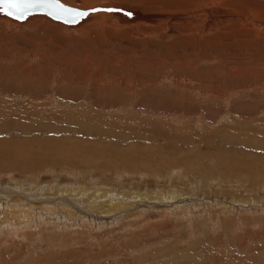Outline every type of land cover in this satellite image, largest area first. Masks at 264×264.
<instances>
[{"label":"rangeland","instance_id":"obj_1","mask_svg":"<svg viewBox=\"0 0 264 264\" xmlns=\"http://www.w3.org/2000/svg\"><path fill=\"white\" fill-rule=\"evenodd\" d=\"M61 1L78 6L79 0ZM80 1L82 8L122 6L126 16L130 12L158 15L155 20L161 26L167 22V14L176 12L168 4L173 0ZM218 1L228 0H212L214 4ZM186 2L195 5L194 0ZM46 16H35L44 19L39 25L23 28L15 23L27 24L32 18L25 23L0 16V147L9 150L6 155L0 154V178L28 175L27 180L46 177L48 181L67 176L73 178L70 184L75 193L63 195L71 194L70 199L75 200V196L78 201L84 199L83 190L97 196L105 189L112 198L106 197L104 203L123 201L121 208L110 213L113 220L118 218L117 212L127 208L133 211L137 204H149L165 193L173 194L175 200L180 197L169 201L170 212L167 210L165 215L143 211L135 216L133 212V219L128 217L114 225L112 221L103 222L98 228L66 221L69 224L63 225L62 235L54 237L43 230L51 226L50 222L56 224V220L40 216L29 224L31 229L20 228V234H0V264H264V212L241 209L238 214L232 212L235 209L230 204L237 199L233 204L239 205L242 197L245 202L240 207L264 204V160L259 158L264 156V43L238 41L236 37L214 42L210 38V44L189 43L191 47L187 46L185 54V46L176 43L177 36H167L166 32L165 38H157L149 21L121 26L118 17L99 12L85 18L83 24H70L73 28ZM224 21L218 29L231 22ZM251 55L261 57V63L253 56L249 62ZM257 61L262 65L261 72L254 70ZM82 138L100 139L106 145L111 142L107 150L114 163L105 165L102 158L91 161L84 147L85 156L77 160V166L72 164L74 151H61L60 147ZM43 139H52L56 150L53 145L41 147L37 143L36 149L34 145L25 149L14 146V142ZM6 140L13 145L1 143ZM170 146H179L184 163L170 162L175 153ZM120 147L134 150L131 162H120V156L113 151ZM147 154L151 159L145 161L141 155ZM155 154L163 155V161L154 159ZM29 164L36 166L35 171ZM173 166L178 167L170 171ZM155 167L158 168L154 170ZM205 177L209 188L202 191L197 183L201 184ZM54 179L48 186H56L59 180ZM8 187L15 186L12 183ZM166 189L171 194L164 192ZM50 192L51 196H45L60 194ZM153 192L158 196L140 197ZM94 197L87 201L93 202ZM198 197L205 199L206 206L191 212L182 207L173 211V206L181 205L179 199L193 204L200 201ZM100 201L103 197L97 203ZM216 204L219 205L215 207ZM30 230L33 234L26 236Z\"/></svg>","mask_w":264,"mask_h":264},{"label":"bare ground","instance_id":"obj_2","mask_svg":"<svg viewBox=\"0 0 264 264\" xmlns=\"http://www.w3.org/2000/svg\"><path fill=\"white\" fill-rule=\"evenodd\" d=\"M93 1V0H92ZM172 1V0H170ZM189 1V0H188ZM195 1V5L194 4H191V3H187L186 0L183 1V0H173L172 2H169V6H173L172 10H176V12H173L172 14H167V22L165 23L164 26H161L159 24L158 21H156L155 19L157 18L158 15H147V16H142L141 14L139 13H132L130 12L129 16H126L124 15L126 13V11H123L122 9V6H114L112 5V7L114 6V9L113 11H95V12H89V15H93V14H96V13H108L110 15H114L116 16L115 18H119V22L118 25H121V23H127V22H139L141 20L143 21H149L150 23H153L151 25V29L153 30L152 33L155 34L157 36V38L159 37L160 39H163L165 38L164 34L166 33L167 36H177L178 40H176V43H180L178 45H181V46H185L184 50L187 49L189 43H194L195 45H197L196 43L200 44V46L203 44L205 45V42L209 43V39L212 38V41L215 42L216 39H220V38H228V37H232L233 39H238V41L241 39V40H252V41H255V42H259V43H264V0H228L227 2H223V3H218L217 4H214L212 2V0H194ZM216 1V0H215ZM89 2V1H88ZM103 3V2H102ZM77 4L78 6L77 7H80V5L82 4L81 1H77ZM89 4V3H88ZM167 4V5H168ZM88 6V5H87ZM119 7V8H118ZM121 7V8H120ZM132 9V8H131ZM171 9V8H170ZM41 14H44V15H47L49 17H51L50 15H48L47 13H44V12H36L32 15H30L27 19H23L25 21H19L18 19H14L13 17H9L3 13H0V16L2 18L4 17H8L10 19H12L13 21H18V22H25L27 23V20L31 19L27 24H20V23H15L17 26L19 25L20 27H26V25L28 26H31L30 24H38V22H40L41 19H44V18H41V17H35V16H41ZM149 14V13H148ZM155 14V13H154ZM158 14V13H157ZM165 14V15H166ZM163 15V13H162ZM46 16V17H47ZM88 16L82 18L81 20L78 21L77 25H80V24H83V22L85 21L84 19L87 18ZM35 17V18H33ZM53 18V17H51ZM50 18V19H51ZM5 19V18H4ZM9 19V20H10ZM54 21L56 22H60V23H66L64 21H61V20H58V19H55L53 18ZM89 19V18H88ZM87 19V20H88ZM91 19V18H90ZM224 19L225 20H230L231 22H227V26L226 28H228V30H226V28L223 30V29H218L219 27H221L222 25H224ZM7 21V20H6ZM141 22V23H147V22ZM8 22V21H7ZM14 23V22H13ZM43 23V22H42ZM85 23V22H84ZM4 24V22H3ZM14 24V25H15ZM70 24H74V23H66L65 25L67 26H71ZM12 25V24H11ZM39 25V24H38ZM160 25V26H158ZM175 25H178L179 28H175L174 26ZM76 26V25H75ZM123 26V25H121ZM22 27V28H23ZM73 27V26H71ZM77 27V26H76ZM80 27V26H79ZM87 27V26H86ZM74 28V27H73ZM123 28V27H122ZM135 28V27H134ZM139 28V27H138ZM86 29V28H85ZM137 29V28H136ZM215 33V35H209V33ZM146 33V32H145ZM142 34V33H141ZM137 35V34H136ZM243 36V37H242ZM218 37V38H216ZM245 37V38H244ZM166 39H168L166 37ZM232 40V39H231ZM235 41V40H234ZM165 42V41H164ZM227 42V41H226ZM225 42V43H226ZM249 42V41H248ZM175 43V44H176ZM222 43V42H221ZM244 43V42H243ZM210 44V43H209ZM232 44V43H231ZM158 45V44H157ZM227 45V44H226ZM174 46V45H173ZM190 46V45H189ZM193 46V45H192ZM234 46H236L234 44ZM252 46V45H251ZM191 47V46H190ZM217 47V46H216ZM241 47H242V44H241ZM244 47V46H243ZM126 48V47H125ZM245 48V47H244ZM247 48V47H246ZM181 49V48H180ZM239 49V47H238ZM192 50V49H191ZM236 50V49H235ZM240 50H243V49H240ZM189 50H185V54L188 53ZM247 51V50H246ZM155 52V51H154ZM193 53V52H192ZM201 53V51H200ZM252 52H250L251 54ZM216 54V53H215ZM247 54V53H246ZM253 54V53H252ZM236 55V54H234ZM243 55L245 56V54L243 53ZM133 56V55H132ZM216 56V55H215ZM253 55H251L250 59H249V62L251 61V58H252ZM212 57V56H211ZM254 57V56H253ZM255 59L257 58V60L261 63L260 59L261 57L259 56H256L254 57ZM179 59V58H178ZM199 59V58H198ZM248 59V58H247ZM246 59V60H247ZM255 59H254V62H255ZM153 60V59H152ZM226 60V59H225ZM245 60V61H246ZM222 61V60H221ZM228 61V60H227ZM238 61V60H236ZM240 62H242L241 60H239ZM256 62V69H254L256 72L258 71H263V68L264 66H262L261 64H258L259 62ZM264 61V60H263ZM196 62V61H195ZM232 62V61H231ZM234 62V60H233ZM244 62V61H243ZM247 62V61H246ZM249 62H247V64H250ZM253 62V60H252ZM209 63H212V62H209ZM238 63V62H237ZM207 64V63H206ZM222 64V63H221ZM234 63H232V66H233ZM240 64V63H239ZM244 63H242L243 65ZM253 64V63H251ZM250 64V65H251ZM255 64V63H254ZM258 64V66H257ZM209 65V64H208ZM229 65H227L228 67ZM234 66H237V65H234ZM246 66V63L245 65ZM252 66V65H251ZM254 66V65H253ZM263 68H262V67ZM238 67H242V66H238ZM230 68V67H228ZM243 68V67H242ZM245 68V67H244ZM250 67H248L247 69H249ZM239 69V68H238ZM231 70V69H230ZM235 70V69H234ZM237 70V69H236ZM250 70V69H249ZM248 70V71H249ZM245 71V70H244ZM255 72V73H256ZM255 75V74H254ZM143 87V86H141ZM146 88V87H145ZM14 105V104H13ZM15 107V106H13ZM15 108H18V107H15ZM3 111V109H1ZM47 110V109H46ZM11 111V109H10ZM20 111V109H19ZM29 111V110H28ZM38 111V109H37ZM43 111V110H42ZM14 112V111H13ZM24 111H22L23 113ZM26 112V111H25ZM92 112V110H91ZM97 112V111H96ZM6 113V112H4ZM11 112H7V115H10ZM26 115V114H25ZM30 115V114H29ZM11 116V115H10ZM23 116V115H22ZM25 119V118H24ZM79 137V136H78ZM97 138V137H96ZM16 139V138H15ZM83 140L79 139V141H77L76 143H73V144H69V145H64V146H61L59 144V146H61L59 149V151H65V152H72V150L74 151L73 154V159L71 161L72 164H75L77 166L78 162L77 160H79L80 157L82 156H85V151H84V147H87V149L89 151H87V154L89 157H90V160L91 161H95L97 158H102L104 159V164L105 165H110L113 164L114 162L110 160V152H108L107 148L109 147L108 145L111 143L110 141L111 140H108L106 139L108 142H110L108 145L105 144L106 141H104V143H101V141H99L100 139H97L96 141H93L92 139H90L89 141L84 138H82ZM19 140V138H18ZM17 140V141H18ZM39 140V139H37ZM95 140V139H94ZM21 141V140H20ZM33 141V139H32ZM30 140H26V141H23V142H14V146L18 147L20 149L21 148H28L29 146L32 147V145H34V148L37 146V144H40L41 147L43 145H53L52 148L53 150H56L55 148V143L54 142H51L53 141L52 139L51 140H46V139H43L41 140L40 142H32ZM97 145H94L92 143H95ZM120 142V141H119ZM1 143H3L4 145L6 146H11V144L13 145L12 142H9L8 140L6 141H2ZM126 144V143H125ZM36 145V146H35ZM82 145V146H81ZM99 145V146H98ZM112 145V144H111ZM184 146H187V145H184ZM57 147V146H56ZM111 147V146H110ZM116 147V146H115ZM189 147V146H187ZM24 148V149H25ZM40 148V146H39ZM49 148V146H48ZM124 147H120L118 149H114L113 151L116 152L118 154V156H120V159H121V163L122 162H129L130 158L133 157L134 155H136V153H134L133 149H126L124 150L123 149ZM135 148V147H134ZM141 148V147H140ZM17 149V150H19ZM36 149V148H35ZM109 149V148H108ZM170 149L173 151L175 150L174 152V158L170 161L172 162L173 164H180L181 165V161L183 162V160L185 159H181V156L179 155L180 152V148L179 146H170ZM184 149V147H183ZM189 149V148H188ZM30 150V149H29ZM31 150H34L31 148ZM9 151L8 149L4 148V147H0V154H3V155H6L5 153ZM22 151V149H21ZM36 151V150H35ZM38 151V150H37ZM44 151V150H43ZM127 151H130V153H126ZM26 152V151H25ZM45 152V151H44ZM64 152V153H65ZM27 153V152H26ZM38 153V152H37ZM115 153V154H116ZM18 154V153H17ZM20 154V153H19ZM22 154V153H21ZM62 154V153H61ZM11 155V154H10ZM24 155V154H23ZM58 155V154H57ZM140 155V154H139ZM152 155V154H151ZM52 156V155H51ZM142 157H146L145 161L149 158L148 154L145 156V155H141ZM154 159L158 160V161H163V158L164 156L161 155V154H155L153 155ZM3 157V156H2ZM18 157V156H17ZM37 157V156H36ZM47 157V156H46ZM54 157V156H53ZM57 157V156H56ZM59 157V156H58ZM68 157V156H67ZM113 157V156H112ZM141 157V158H142ZM4 158V157H3ZM51 158V157H50ZM55 158V157H54ZM61 158V157H60ZM64 158V157H63ZM108 158V159H107ZM140 158L141 161H144ZM152 158V159H153ZM261 159L264 160V156H261L259 157ZM70 159V158H69ZM119 159V160H120ZM138 159V158H137ZM151 159V158H149ZM46 160V159H45ZM53 160V158H52ZM61 160V159H60ZM82 160V159H80ZM136 160V158L134 159ZM188 160V159H187ZM117 161H118V158H117ZM140 161V162H141ZM155 161V160H154ZM220 161V159H219ZM22 162V161H21ZM47 162V161H46ZM68 162V161H67ZM96 162V161H95ZM113 162V163H112ZM131 162V161H130ZM137 162V160H136ZM148 162V161H147ZM185 162V161H184ZM183 162V163H184ZM13 163V162H12ZM28 163V162H27ZM26 163V165H27ZM100 163V162H99ZM138 163H139V159H138ZM164 163V162H163ZM161 163V164H163ZM189 163V162H188ZM187 163V164H188ZM45 164V163H44ZM59 164V163H58ZM98 164V163H97ZM117 164V163H116ZM131 164H134V161L133 163ZM146 164V163H145ZM144 164V165H145ZM152 164V163H151ZM164 164H167V161L166 163ZM3 165V163L1 164ZM7 165V163L5 164ZM13 165V164H12ZM47 165V164H45ZM103 165V164H102ZM108 165V166H109ZM138 165V164H137ZM157 165V164H156ZM168 165V164H167ZM172 165V164H171ZM186 166V164H184ZM4 166V165H3ZM8 166V165H7ZM16 167V164L14 165ZM18 166V165H17ZM22 166V165H20ZM112 166V165H111ZM119 166V165H118ZM121 166V165H120ZM140 166V165H139ZM165 166V165H164ZM248 166V165H246ZM251 166V165H250ZM14 167V168H15ZM27 167V166H26ZM29 168H31L33 171H35V167L36 166H33L32 164L28 165ZM41 167V166H40ZM57 167V166H56ZM81 167V166H80ZM92 167V166H91ZM103 167H105L103 165ZM135 167V166H134ZM137 167V166H136ZM141 167V166H140ZM154 167V166H153ZM174 167H178V166H173V167H170V171L171 169H175ZM258 167V166H257ZM3 168V167H2ZM1 168V170H2ZM20 168V167H19ZM28 168V169H29ZM65 169V167H63ZM67 168V167H66ZM71 168V167H70ZM97 168V167H96ZM107 168V167H105ZM104 168V169H105ZM158 168V167H155L154 170ZM262 168V167H259V169ZM24 169V168H23ZM56 169V168H55ZM58 169V168H57ZM79 169V168H77ZM88 169V168H87ZM103 168H101L102 170ZM110 169V168H109ZM138 169V168H137ZM149 169V168H147ZM188 169V168H187ZM13 170V169H12ZM16 170V169H15ZM31 170V171H32ZM59 170V169H58ZM74 170V169H73ZM83 170V169H81ZM19 171V170H18ZM23 171V170H21ZM29 171V170H28ZM51 171V170H50ZM61 171V170H59ZM66 171V169H65ZM79 171V170H78ZM99 171V170H98ZM152 172V170H150ZM190 171V169H189ZM7 172V171H5ZM17 172V171H16ZM26 172V171H25ZM109 172V171H107ZM157 172V171H156ZM18 173V172H17ZM30 173V172H29ZM52 174V172H50ZM77 171H75V174L76 175ZM80 173V172H79ZM97 173V172H96ZM158 173V172H157ZM181 173V172H180ZM188 173V172H187ZM9 174L12 175L9 171ZM66 174V173H65ZM70 174V172H69ZM136 174V173H135ZM162 174V173H161ZM17 175V174H16ZM21 175V174H20ZM67 175V174H66ZM73 175V176H74ZM147 175V174H146ZM7 176V175H6ZM47 176V175H46ZM69 176V175H68ZM93 176V175H92ZM140 176V175H138ZM142 176V175H141ZM149 176V175H148ZM152 177V174L150 175ZM164 176V175H163ZM173 176V175H171ZM168 177L170 179V182L172 181V177ZM3 177V176H2ZM14 177V176H13ZM52 177V176H50ZM72 177V175H71ZM70 177V178H71ZM186 177V176H185ZM202 177V176H201ZM4 178V177H3ZM3 178H0V234L2 235V233L4 232L6 234V232H10V233H19L20 231H22L20 228L23 229V226H28V228L31 229V227L29 226V224H34L35 223V219L39 218L40 216H46V217H50L49 219H55L56 221V224L54 223H51L50 221V225L51 226H47L45 225V229L43 230L44 233L48 231V233L50 232L51 234H49L50 236L54 237V236H61L62 233H61V230L62 229H65V227L63 226L64 224L68 223L69 222H66V221H70L71 223L72 222H76L78 221L77 223H79L80 225H83V226H86V227H92V225H97V228L101 225V223L103 222H108V221H112L111 225H114V224H118L123 221H125V218H128L130 219V217L132 218L133 217V212L135 213V216H138L140 213H142L143 211L144 212H149L150 214H155L154 212H160L159 215H165L167 214L168 212H170V205L172 204L171 202L169 201H176L177 197L176 196V200H175V197L173 196V194H171L170 192H167V189L166 191L164 192H167V193H170L171 196H166L167 194L165 193L164 196L166 197H155L153 200H150L151 203L149 204H137L136 207H133V211H130V209H125L123 211H119L117 212V217L118 218H115L113 217V213L112 215L110 214L111 212H114L116 210H118L119 208H121L123 206V201H112L110 200L109 202H106L104 203V201H106V197L108 198H112V193L111 195L109 194L110 190L108 191L109 193H106L105 192V189H104V192L102 193H99L100 195H97L95 196L96 193H93V194H86L85 193V190H83L81 193H82V196H84V199H80V201H78L75 196H74V199L75 200H72L70 199V195H66L64 196V194H68V193H75V190L71 187V181L72 179H67L68 177L66 176L65 178L63 179H59L57 176H55V179L52 178V180H59L58 182H56V186L53 185V186H48V182H51L52 180H48L46 179V177H43L45 178L44 179H38L36 181H34V179H29L27 180L28 178V175H27V178L23 176H21V178H18L17 177H14V178H10L8 177V179H3ZM142 178V177H141ZM166 178V179H168ZM180 178H184L183 176ZM238 178V177H237ZM90 179L92 180L93 178L90 177ZM99 179V178H98ZM114 179V178H113ZM148 179V178H147ZM152 179V178H151ZM165 179V180H166ZM200 179V178H199ZM136 180V179H135ZM139 180V179H138ZM146 180V179H145ZM154 180L156 181L155 183H158V181H160L158 178L156 179V177L154 178ZM196 180V179H195ZM241 180V178H240ZM7 182V183H4V182ZM83 181V180H82ZM174 181V180H173ZM247 181V180H246ZM90 182V181H89ZM88 182V183H89ZM162 182V181H161ZM160 182V184H161ZM165 182V181H164ZM196 182V181H195ZM199 182V180H198ZM209 181H207L206 177L204 179L201 178V184L200 183H197L198 185H200L201 189L200 190H205V184H209L208 183ZM13 183V186H15L14 188H10L8 187V185L12 184ZM153 183V182H152ZM173 183V182H172ZM171 183V184H172ZM194 183V182H192ZM191 183V184H192ZM115 184V183H114ZM147 184V183H146ZM154 184V183H153ZM228 184V183H227ZM92 185V184H90ZM106 185V184H105ZM158 184H156L157 186ZM193 185V184H192ZM203 185V186H202ZM225 185V184H224ZM114 186V185H113ZM130 186V185H129ZM143 186V184H142ZM145 186V185H144ZM160 186V185H158ZM157 186V187H158ZM162 187L164 185H161ZM170 186V184L168 185V187ZM172 186V185H171ZM194 186V185H193ZM242 186V185H241ZM245 186V185H244ZM243 186V187H244ZM105 187V186H104ZM112 187V186H111ZM177 187V186H176ZM212 187V186H211ZM234 187V186H233ZM108 188V187H107ZM147 188V187H146ZM209 188V187H206V189ZM215 188V187H214ZM237 188V187H236ZM239 188V187H238ZM78 189V188H77ZM85 189V188H84ZM88 188H86V191H87ZM103 189V188H102ZM125 189V187H124ZM138 189V188H137ZM153 189H155L153 187ZM157 189V188H156ZM155 189V190H156ZM160 189V188H159ZM173 190V188H171ZM175 189V187H174ZM191 189H194L193 187ZM211 189V188H210ZM50 190H54V194H59V196L57 197H49V196H45V195H50ZM164 190V188H163ZM170 190V191H172ZM179 190V189H177ZM215 190V189H214ZM223 190V189H222ZM78 191V190H77ZM76 191V193H77ZM112 191V190H111ZM126 191V189H125ZM124 191V194L126 193ZM138 191V190H137ZM162 191V190H159V192ZM231 192V190H229ZM39 192H42L41 194ZM50 192V193H48ZM156 192V191H155ZM174 192V191H173ZM177 192V191H176ZM186 192V191H185ZM201 192V191H200ZM205 192V191H204ZM203 192V194H204ZM48 193V194H47ZM154 193V192H153ZM187 193V192H186ZM116 194V192H115ZM119 194V193H118ZM129 194V193H128ZM134 194V193H133ZM158 192L157 193H154V194H150V193H145V195H142L140 194V197H143L144 199L146 197H154V196H158ZM162 194V192H161ZM178 194V193H176ZM209 194V193H208ZM123 195V194H122ZM199 195V194H198ZM215 195V194H214ZM222 195V194H221ZM51 196V195H50ZM76 196H79L78 194ZM95 196V197H94ZM114 196V195H113ZM130 196V195H129ZM183 196V195H182ZM205 196V195H204ZM94 199L93 202L92 201H87L88 199ZM101 197H103V201L99 204L97 203V200L98 199H101ZM117 197V195H116ZM115 197V198H116ZM121 197V196H119ZM228 197V196H227ZM118 198V197H117ZM122 198V197H121ZM138 198V197H137ZM184 198V197H183ZM201 198V197H200ZM210 198V197H209ZM230 198V197H229ZM241 198V197H240ZM105 199V200H104ZM131 199V198H130ZM130 199H129V202H130ZM157 199V200H155ZM199 199V197H198ZM228 200V198H226ZM226 199H224V202H226ZM232 199V198H231ZM243 200H245L243 197H242ZM247 199V198H246ZM252 199V198H251ZM119 200V198H118ZM122 200V199H121ZM180 201L178 203H181L180 206H173V211L175 212H178V210L182 207L183 210H187L188 212L190 211H193L195 208H198V207H201L202 205L206 206L205 204V199L201 200L200 201H196L193 203V204H186L184 202H186L187 200H181L179 199ZM191 200V199H190ZM234 200V199H233ZM243 200H238V202H245ZM202 201V202H201ZM215 201V200H214ZM232 201V200H230ZM229 201V202H230ZM237 199L233 202H231L230 204L233 206V208L235 210H232L237 212L238 214L240 213L239 210H243L245 209L246 210H249V211H262L264 212V204H260L259 203H251L252 206H249V207H246V206H242L240 207L242 204L239 203V205L237 204H233L234 202L236 203ZM252 200H250L251 202ZM95 202L97 204H95ZM249 202V201H248ZM127 203V202H126ZM158 203L159 206H156ZM209 204L211 203L208 202ZM213 203V201H212ZM212 205V204H211ZM219 205V204H216L214 205L215 207ZM124 206H127V205H124ZM211 207V206H210ZM225 207V206H224ZM228 207V206H227ZM124 209V208H123ZM168 210V212H167ZM138 211V213L136 212ZM79 212V213H77ZM130 212V213H129ZM172 212V211H171ZM183 212V211H182ZM180 212V213H182ZM187 212V213H188ZM137 213V215H136ZM186 213V212H184ZM229 213V212H227ZM76 214H80V215H76ZM230 214H231V210H230ZM229 214V215H230ZM109 215V216H108ZM157 215V214H155ZM188 215V214H187ZM154 216V215H153ZM189 216H191L189 214ZM193 216V215H192ZM62 218H64L65 220H61ZM191 218V217H190ZM236 218V216L234 217ZM111 219V220H110ZM133 219V218H132ZM160 220V219H159ZM215 220V219H214ZM48 222V223H49ZM60 222L62 224H60ZM117 222V223H116ZM235 222V221H234ZM46 223V222H45ZM47 223V224H48ZM59 223V224H57ZM109 223V222H108ZM43 224V223H42ZM110 224V223H109ZM36 225V224H35ZM73 225V224H72ZM76 226V224H75ZM39 227V226H38ZM64 227V228H63ZM78 227V226H77ZM25 228V227H24ZM40 228V227H39ZM68 228V227H67ZM93 228V227H92ZM95 228V226H94ZM192 229V228H191ZM27 231V229H26ZM41 231V230H40ZM23 234V232H21ZM35 233H37V231H35ZM42 233V232H40ZM39 233V234H40ZM20 234V233H19ZM28 234H33L31 233V230L29 231V233L26 232V236ZM38 234V233H37ZM64 235V234H63Z\"/></svg>","mask_w":264,"mask_h":264},{"label":"snow or ice","instance_id":"obj_3","mask_svg":"<svg viewBox=\"0 0 264 264\" xmlns=\"http://www.w3.org/2000/svg\"><path fill=\"white\" fill-rule=\"evenodd\" d=\"M47 9V14L54 16L56 19H61L59 13H67L71 19H66V23L76 22L81 18L89 15V12L95 11H113V9H99L91 10L77 9L66 6L61 0H0V13L18 20L27 19L30 15Z\"/></svg>","mask_w":264,"mask_h":264},{"label":"water","instance_id":"obj_4","mask_svg":"<svg viewBox=\"0 0 264 264\" xmlns=\"http://www.w3.org/2000/svg\"><path fill=\"white\" fill-rule=\"evenodd\" d=\"M62 2V1H61ZM62 3H64V2H62ZM66 6H69V7H73V8H77V9H83V10H91V9H94V8H99V9H108V8H111V9H114V6L112 7V6H105V5H95V6H92V7H85V8H82V7H77V6H73V5H70V4H67V3H64ZM47 9H45V10H42V11H39V12H44V13H47ZM90 12H92V11H90ZM60 15H61V19H58V20H61V21H64L65 22V20L66 19H68V20H70L71 19V16L69 15V14H67V13H59ZM51 17H53L54 18V16H51ZM56 19V18H55ZM82 19V18H81ZM81 19H79V20H81ZM78 20V21H79ZM78 21H76V22H78ZM76 22H72V23H76Z\"/></svg>","mask_w":264,"mask_h":264}]
</instances>
